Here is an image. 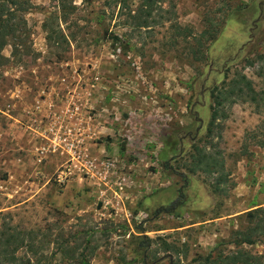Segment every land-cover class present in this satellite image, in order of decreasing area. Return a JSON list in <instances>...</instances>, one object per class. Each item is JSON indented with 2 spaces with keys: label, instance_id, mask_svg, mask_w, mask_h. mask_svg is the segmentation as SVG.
Returning <instances> with one entry per match:
<instances>
[{
  "label": "rangeland",
  "instance_id": "obj_1",
  "mask_svg": "<svg viewBox=\"0 0 264 264\" xmlns=\"http://www.w3.org/2000/svg\"><path fill=\"white\" fill-rule=\"evenodd\" d=\"M150 1L151 15L145 0L22 6L26 44L0 59V230L24 240L15 263L264 258V242H231L264 207V0ZM200 149L223 170L194 171Z\"/></svg>",
  "mask_w": 264,
  "mask_h": 264
},
{
  "label": "trees",
  "instance_id": "obj_2",
  "mask_svg": "<svg viewBox=\"0 0 264 264\" xmlns=\"http://www.w3.org/2000/svg\"><path fill=\"white\" fill-rule=\"evenodd\" d=\"M27 1L28 0H0V59H5V56L2 55V50L8 44L13 46V54L20 55V53H22L20 44L25 43V38L23 37V32H18L19 29L16 26L15 21L18 17L23 16L27 11V8L22 7ZM154 2L155 1L152 2L150 0H145L149 9V15H151L153 10ZM144 25L145 24L142 26ZM15 38H21L22 40L21 42H12L11 39ZM233 81L238 82L236 78ZM252 99L254 102L259 103L257 104V107H260V101L263 98H259L258 95H255ZM219 105H222V101H219ZM218 118V110L214 109L212 113L211 126L214 125ZM212 129L213 128H210L209 132L211 134L213 131ZM260 141V143L264 146V138ZM194 163V171L204 170L205 172H212L221 171L224 168V164H219L214 155L210 152L207 154L204 149L199 150V155ZM247 217L249 218L251 225L244 229H237L233 232L234 237L231 242L237 245V247L244 244L252 245L259 241L264 242V207H258L249 211L247 213ZM258 229H261L262 234L256 232ZM23 241V239L17 238L8 234L6 231L3 232L0 230V264H17L14 262L18 259L16 253L18 249H20L21 245H23ZM216 248L214 249L216 250ZM213 253L214 250L208 254L206 258L207 262L215 264H264V258L262 255L253 254L242 248L226 255H223L222 252H218L219 256L217 257H215ZM85 264H89V262L85 261Z\"/></svg>",
  "mask_w": 264,
  "mask_h": 264
}]
</instances>
